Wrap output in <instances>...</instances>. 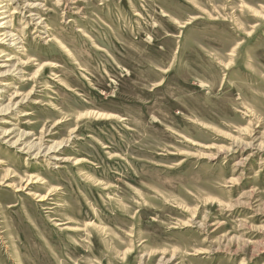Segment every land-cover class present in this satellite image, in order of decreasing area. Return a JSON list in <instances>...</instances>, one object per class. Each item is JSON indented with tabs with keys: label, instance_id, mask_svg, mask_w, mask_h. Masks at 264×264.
<instances>
[{
	"label": "rangeland",
	"instance_id": "1",
	"mask_svg": "<svg viewBox=\"0 0 264 264\" xmlns=\"http://www.w3.org/2000/svg\"><path fill=\"white\" fill-rule=\"evenodd\" d=\"M0 264H264V0H0Z\"/></svg>",
	"mask_w": 264,
	"mask_h": 264
}]
</instances>
